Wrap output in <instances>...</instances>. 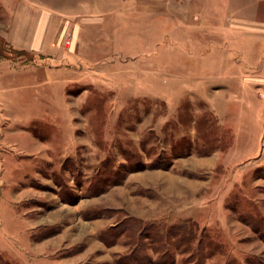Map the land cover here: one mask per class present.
Instances as JSON below:
<instances>
[{
  "label": "rangeland",
  "instance_id": "obj_1",
  "mask_svg": "<svg viewBox=\"0 0 264 264\" xmlns=\"http://www.w3.org/2000/svg\"><path fill=\"white\" fill-rule=\"evenodd\" d=\"M41 1L72 11L38 52L0 0V264H264V92L248 65L225 111L222 23L264 0Z\"/></svg>",
  "mask_w": 264,
  "mask_h": 264
},
{
  "label": "crops",
  "instance_id": "obj_2",
  "mask_svg": "<svg viewBox=\"0 0 264 264\" xmlns=\"http://www.w3.org/2000/svg\"><path fill=\"white\" fill-rule=\"evenodd\" d=\"M229 1L232 2V0ZM236 1L246 2V0ZM254 1L260 2L261 0ZM9 6H12L9 8L11 10L10 18L4 34L1 33L9 45L22 50L38 52L54 49L53 42L56 38L58 18L53 13L72 11L70 3H60V5L55 3L54 5L41 0H13ZM231 7L227 3L222 13L224 36L227 40L224 45L228 47V50L234 51V54L237 55L236 58L239 57L237 61L240 64L239 73L235 75L236 79L230 78L227 90L229 94H225L224 108L228 112L229 107L238 104V107L240 106L239 113H243L251 107L247 105V99L248 90L252 85L248 84L247 79L243 76H248L245 72L248 65L254 67L255 71L253 76L256 89L254 90L257 95L260 90L264 92V15L258 13L259 8L257 10L252 7L250 10L246 3L240 4L239 9L230 15ZM211 16H215V14ZM234 58L232 60L236 61ZM259 100L264 105V97H259ZM262 110L264 111V108Z\"/></svg>",
  "mask_w": 264,
  "mask_h": 264
},
{
  "label": "trees",
  "instance_id": "obj_3",
  "mask_svg": "<svg viewBox=\"0 0 264 264\" xmlns=\"http://www.w3.org/2000/svg\"><path fill=\"white\" fill-rule=\"evenodd\" d=\"M176 146V145H175ZM174 146V147H175ZM180 146V147H179ZM179 146H177V147H175V149H177L176 151H177V153H176V155L177 156H179V154L181 155L182 153L184 154V152H190V149H191V144H189L188 145V143H186V144H183V146L182 145H180L179 144ZM182 146V147H181ZM161 158V157H160ZM159 158V159H160ZM171 162V160H162V161H159V163L161 164V165H165V166H169V164L170 163H168V162ZM159 225L160 226H158L157 228H156V230H157V232L159 233V232H165V234H166V230H163L164 228H163V223H159ZM170 258H172L171 256H169V258L167 259V260H170Z\"/></svg>",
  "mask_w": 264,
  "mask_h": 264
}]
</instances>
